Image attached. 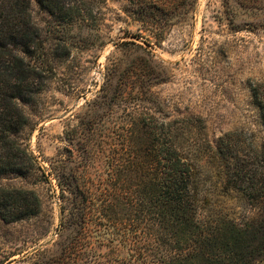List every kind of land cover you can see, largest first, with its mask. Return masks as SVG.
I'll return each instance as SVG.
<instances>
[{
	"label": "trees",
	"instance_id": "trees-1",
	"mask_svg": "<svg viewBox=\"0 0 264 264\" xmlns=\"http://www.w3.org/2000/svg\"><path fill=\"white\" fill-rule=\"evenodd\" d=\"M31 1L0 0V175H28L36 163L20 136L30 124L21 103L34 102L48 80L26 57L41 36ZM37 1L62 20L81 15L77 0ZM188 5L126 6L143 43L125 42L135 49L107 65L100 91L65 129L49 173L61 199L58 238L34 264H264V142L243 130L211 139L202 117H171L153 89L169 75L149 47L187 22L169 13ZM254 90L264 124V89ZM213 185L239 204L214 200ZM42 209L36 191L0 186L4 221Z\"/></svg>",
	"mask_w": 264,
	"mask_h": 264
},
{
	"label": "rangeland",
	"instance_id": "rangeland-1",
	"mask_svg": "<svg viewBox=\"0 0 264 264\" xmlns=\"http://www.w3.org/2000/svg\"><path fill=\"white\" fill-rule=\"evenodd\" d=\"M77 1L81 15L72 20L59 19L31 1L41 36L39 49L26 57L46 70L48 80L34 102L21 103L30 124L20 136L36 163L31 174L0 175V186L36 191L43 209L19 221L0 218V264H34L39 250L54 247L61 199L49 175L51 160L65 145L71 118L100 91L107 65L116 56L126 57L125 47L135 49L125 42L143 43L133 36L143 30L125 9L130 0ZM169 15L187 22L149 47L155 60L168 67V79L153 88L166 111L171 117H202L211 139L243 130L258 144L264 142L254 90L264 89V0H189L186 9ZM131 49L128 58L134 55ZM210 192L222 204H239L219 185Z\"/></svg>",
	"mask_w": 264,
	"mask_h": 264
}]
</instances>
